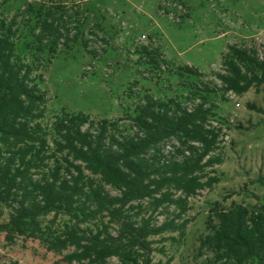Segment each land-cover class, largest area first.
<instances>
[{"label":"trees","instance_id":"obj_1","mask_svg":"<svg viewBox=\"0 0 264 264\" xmlns=\"http://www.w3.org/2000/svg\"><path fill=\"white\" fill-rule=\"evenodd\" d=\"M64 1L29 2L11 20L0 10V217L7 214L0 235L8 245L17 239L50 244L67 252V263L171 264V257L155 263L154 254L167 255V243L184 245L190 199L219 182L207 171L223 163L213 155L222 127L209 125L214 112L206 107L216 89L195 82L198 69L171 67L158 48L142 46L134 53L146 67L141 76L152 74L159 96L136 90L147 80L142 77L126 83L122 117L65 110L51 116L43 70L78 34L71 36ZM215 75L224 93H259L264 51L229 45ZM174 82L176 95L161 97ZM124 98L137 102L127 108ZM196 98L193 109L184 106ZM171 140L176 145L168 155ZM259 183L264 189V177ZM261 200L253 207L215 201L194 264H264V191Z\"/></svg>","mask_w":264,"mask_h":264},{"label":"rangeland","instance_id":"obj_2","mask_svg":"<svg viewBox=\"0 0 264 264\" xmlns=\"http://www.w3.org/2000/svg\"><path fill=\"white\" fill-rule=\"evenodd\" d=\"M40 1L0 0V10L11 20L27 3ZM64 3L66 20L72 21L71 36L78 34L77 40L70 44L72 47H62L43 70L41 87L47 93L51 116L65 110L84 112L94 119L122 117L119 104L125 85L142 77L147 80L136 90L159 96L152 74L144 72L141 76L146 67L137 63L139 58L134 53L142 46L158 48L171 67L188 65L198 69L202 75L195 82L216 89V93L208 96L206 107L214 112L209 125L222 127L220 149L213 155H221L223 163L207 171L217 176L219 182L190 199L191 210L185 217L191 222L184 245L167 243L168 254L155 253L153 257L155 263H164L171 257V264H194L198 238L206 234L208 213L215 201L226 207L233 202L250 207L262 202L264 189L259 178L264 177V114L250 109L248 104L264 109V87L259 93L253 89L241 96L224 93L215 74L222 71L223 54L229 45H256L264 51V0H65ZM162 69H167L164 63ZM160 80L165 81L164 75ZM176 84L173 83L168 95L161 97L175 96ZM189 94L185 89L184 97ZM134 101L124 98L123 104L134 107L137 100ZM200 101L199 98L185 101L184 106L193 109ZM174 145L175 141L168 142L165 153L169 155ZM6 219L7 214L0 217V222ZM66 253H58L50 244L33 239H17L8 245L4 235H0L1 264L11 261L88 264L63 262ZM108 264L119 261L111 258Z\"/></svg>","mask_w":264,"mask_h":264}]
</instances>
